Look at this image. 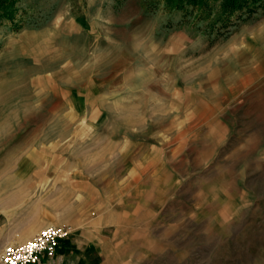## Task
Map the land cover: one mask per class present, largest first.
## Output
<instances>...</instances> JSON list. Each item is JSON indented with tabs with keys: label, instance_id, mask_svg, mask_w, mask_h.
Wrapping results in <instances>:
<instances>
[{
	"label": "rangeland",
	"instance_id": "374dc122",
	"mask_svg": "<svg viewBox=\"0 0 264 264\" xmlns=\"http://www.w3.org/2000/svg\"><path fill=\"white\" fill-rule=\"evenodd\" d=\"M3 1L0 214L70 206L96 264H264V4Z\"/></svg>",
	"mask_w": 264,
	"mask_h": 264
},
{
	"label": "crops",
	"instance_id": "0c3cea01",
	"mask_svg": "<svg viewBox=\"0 0 264 264\" xmlns=\"http://www.w3.org/2000/svg\"><path fill=\"white\" fill-rule=\"evenodd\" d=\"M33 204L35 205L34 202ZM60 211L57 213L56 207L50 209L42 205L37 210L26 207L19 209L17 217H5L0 214V244L10 241L25 242L34 238L47 225L69 224L87 218L71 217L70 206L61 207ZM88 232L89 229H85L63 240L58 249L56 264H96L99 243L95 239L96 235L91 237Z\"/></svg>",
	"mask_w": 264,
	"mask_h": 264
},
{
	"label": "built area",
	"instance_id": "2783aa9c",
	"mask_svg": "<svg viewBox=\"0 0 264 264\" xmlns=\"http://www.w3.org/2000/svg\"><path fill=\"white\" fill-rule=\"evenodd\" d=\"M48 232L45 238L43 233ZM73 231L66 225H47L34 238L25 242H6L0 244V264H7L9 256L21 257L15 264H56L58 249L63 240L71 237ZM30 243L38 244L39 247L30 249ZM15 249L9 252L8 249ZM23 249V252L20 251Z\"/></svg>",
	"mask_w": 264,
	"mask_h": 264
},
{
	"label": "trees",
	"instance_id": "16d2710c",
	"mask_svg": "<svg viewBox=\"0 0 264 264\" xmlns=\"http://www.w3.org/2000/svg\"><path fill=\"white\" fill-rule=\"evenodd\" d=\"M165 6L169 9H184L186 7H193L201 12L211 10L210 8L219 3V6L224 14L234 13L235 11L247 8L255 10L257 6L263 5L264 0H162ZM0 0V3H3Z\"/></svg>",
	"mask_w": 264,
	"mask_h": 264
},
{
	"label": "snow or ice",
	"instance_id": "6c2138e0",
	"mask_svg": "<svg viewBox=\"0 0 264 264\" xmlns=\"http://www.w3.org/2000/svg\"><path fill=\"white\" fill-rule=\"evenodd\" d=\"M43 236H44L45 238H47V237L49 236V233H48V232H45V233H43ZM28 247H29L30 249H34V248L39 247V245H38V244H35V243H30V244L28 245ZM8 251H9V252H13V251H15V249H11V248H10V249H8ZM20 251L23 252V249H20ZM19 259H21V257H15V258H13V257L9 256L8 259H7V264H15V261H16V260H19Z\"/></svg>",
	"mask_w": 264,
	"mask_h": 264
}]
</instances>
